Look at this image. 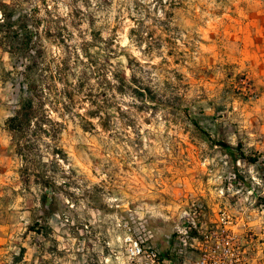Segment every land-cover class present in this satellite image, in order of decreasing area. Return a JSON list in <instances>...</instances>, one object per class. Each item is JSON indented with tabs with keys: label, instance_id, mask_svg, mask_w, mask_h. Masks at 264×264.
<instances>
[{
	"label": "rangeland",
	"instance_id": "obj_1",
	"mask_svg": "<svg viewBox=\"0 0 264 264\" xmlns=\"http://www.w3.org/2000/svg\"><path fill=\"white\" fill-rule=\"evenodd\" d=\"M1 1L16 6L15 17L27 15L37 32L38 73L47 81L54 76L52 90L45 89L59 109L51 116L61 122L56 143L64 154L27 169L16 154L4 121L17 108L22 66L0 46V249L5 234H11L6 210L24 205L25 193L38 208L31 211L22 239L34 234L45 241L32 239L38 256L30 255L32 245H21L18 256L9 252L10 264H101L102 259L121 264L124 225L142 235L135 233L131 214L149 208L170 217L144 215L161 254L176 250L177 233L192 218L210 225L224 212L248 254L264 264L263 171L240 159L235 176L231 158L216 142L240 144L264 160V0H127L131 8L125 0ZM122 9L134 13L126 17L131 27L123 30ZM92 29L102 40L93 41ZM134 37L151 42L139 59L132 58L138 66L144 63L150 77L143 86L149 88L143 96L150 100V114L135 106V119L116 101L124 90L114 89L108 79L118 63H132L123 49L125 41L137 49ZM64 169L84 182V196L68 191L80 185L69 182ZM58 175L65 184L56 183ZM42 176L50 177L54 195L45 203ZM84 200L81 219L75 209ZM56 216L64 224L59 233ZM93 218L99 227L89 223ZM115 225L114 244L108 233Z\"/></svg>",
	"mask_w": 264,
	"mask_h": 264
},
{
	"label": "trees",
	"instance_id": "obj_2",
	"mask_svg": "<svg viewBox=\"0 0 264 264\" xmlns=\"http://www.w3.org/2000/svg\"><path fill=\"white\" fill-rule=\"evenodd\" d=\"M160 4H163L162 1ZM14 7L16 6L13 3L0 0V46L6 48L22 66L17 108L12 115L5 119L4 125L11 134L16 154L27 169L30 165H45L49 159L61 160L64 158V154L62 148L56 143L61 132V122L54 120L51 116L52 111L58 114L59 109L51 103L45 89L52 90L54 76H51L47 81L42 77V74L38 73L42 47L38 43L37 32L29 25L27 15L15 17ZM89 24L93 26V22ZM89 35L93 41L102 40L100 32L94 29L90 31ZM138 41L142 42V37H139ZM84 52L87 54V49L84 48ZM82 74L84 77H80V80L85 78L86 70ZM122 75L120 71H112L113 78L118 81ZM116 89L120 92L123 91L120 87H116ZM146 90L149 88H137L133 90V93L142 97ZM59 114L63 117V113ZM192 124L199 131L205 132L197 121L192 120ZM216 142L231 158L235 176H240L236 172V162L240 159L250 164H259L264 175V160H260L258 155L245 153L240 144L233 146L225 141ZM42 146L44 149L40 150L39 148ZM43 155L46 156V160L43 159ZM49 178V176L41 177L43 187L47 188L41 194L43 203L47 202V199L54 198V195L50 193ZM169 262L173 263V258Z\"/></svg>",
	"mask_w": 264,
	"mask_h": 264
},
{
	"label": "clouds",
	"instance_id": "obj_3",
	"mask_svg": "<svg viewBox=\"0 0 264 264\" xmlns=\"http://www.w3.org/2000/svg\"><path fill=\"white\" fill-rule=\"evenodd\" d=\"M125 7L131 8V4L129 2H127V0H125ZM114 7H121L120 4H116ZM134 13L131 12H124L122 9V14L120 17V27L123 30L126 27H131L130 24L126 23V17L128 15H133ZM115 15V12L112 13V16ZM137 19H143V16H137ZM158 20H163L164 17L163 15H160L157 17ZM150 23V21H149ZM111 29H108V32L110 33ZM146 31L145 30V35H146ZM107 39V36L105 37ZM134 41H136V38H133ZM119 42V41H118ZM137 42V49L134 51L132 48V44H129L127 41H125L126 47L123 49V55L124 56H128L129 60H132L131 64H128L127 62H123V63H118L113 69L112 71H120L122 72V77L118 80L116 79H112V72L110 71L108 73V79L111 81V85L113 86V88L115 89L116 87H120L124 90V95L123 96H116V101H119V106L124 109L125 111H127L130 115L133 116V118L135 119V106H145V112L142 115H149L150 113L147 110V105L149 104L150 100L149 98H147L146 96H142L139 99H137V96L133 94V90L137 89V88H142L143 86L148 84V80L150 79L149 75H148V69L145 68L144 63H141L139 66L135 63V60H133V57H136L137 59H139V52H143L144 51V47L143 45L145 44H149L151 42L145 40L142 43L139 41ZM118 51H120L118 49ZM149 55H151V53H149ZM123 58L121 57V60ZM151 62H155V61H151ZM154 75V74H153ZM114 95L113 93H110V96ZM125 103L127 104V108H124ZM101 115H103V113H101ZM233 143H235V141L233 140ZM53 146H55V144H53ZM62 175H67L69 182L71 181H76V183H78L80 185L79 188L77 187H72L70 189H68V191L75 193L76 197H82L84 196L85 192H86V188H85V184L82 180H79L77 177H72L70 173L66 172V169H64V171L61 173ZM253 179H255V177H253ZM56 183L57 184H65V180L64 179H60L59 175L56 178ZM257 184H259L260 182L257 180L256 181ZM91 185H88V188H90ZM25 201L26 203L24 205H20L19 207L16 204H11L10 207L6 210L9 217H10V222H11V234H5L4 237V241H3V248L0 249V264H10L11 261V257H9L8 253L11 252L13 256H18L19 255V250H20V246L21 245H32V239H36L37 241L40 242V244H45V241L43 240L42 237H34L33 236L25 241L22 239L23 236V230L25 228V226L27 224H29L31 221L29 219L30 213L31 211H34L38 208V205H36L35 203H33L31 201V197L29 196V194L25 193ZM14 199V198H13ZM61 200L63 201L64 204L68 205V201L62 196ZM106 202H107V198H105ZM87 201L84 200L81 202V206L80 208H76L75 211L77 213L80 214L81 219L84 218V204H86ZM69 209L71 210L74 206L73 205H68ZM23 208L24 211H21L20 209ZM146 214H150L149 215V219H153L154 217H162L164 220L170 219V217H166L163 216V209H159L157 211H153L152 209H147L146 212H134L131 214V224L133 225L134 229H135V233H141L143 232V239L145 240H150L153 239V236L156 235V233L154 232H148L145 231V225L148 223V221H146L144 219V215ZM186 215V214H185ZM111 220H115V217H111ZM54 221L59 223V226L56 227V232L59 233L61 231V229L64 227L63 222H60V217L56 216L54 217ZM51 223V222H50ZM89 223L99 227V222H98V218H93L92 220L89 221ZM55 226V225H54ZM127 225H124V228L127 229ZM117 229H119V225H115L113 228V231L108 233V235L110 237H112L113 239V243L115 244V240L117 238L116 236V232ZM180 230V229H177ZM125 235H127V233H124ZM58 238V236H57ZM127 247L135 254L138 253V249H136L132 242L129 240ZM40 253V249H38L35 245H32L30 247V255L31 254H35V255H39ZM48 259H51V257H49ZM117 259H119V257H117ZM128 260L131 259H135V255L133 256H129L127 257ZM20 264H23V261L20 262ZM101 264H103V259L101 261ZM121 264H125V261L121 260ZM192 264H197L196 261H193Z\"/></svg>",
	"mask_w": 264,
	"mask_h": 264
},
{
	"label": "built area",
	"instance_id": "obj_4",
	"mask_svg": "<svg viewBox=\"0 0 264 264\" xmlns=\"http://www.w3.org/2000/svg\"><path fill=\"white\" fill-rule=\"evenodd\" d=\"M199 221L192 218L177 233V248L172 253L161 254L152 239L133 235L126 223L127 235L123 237L125 264H260L248 254L247 247L232 227V221L224 212L218 213L214 220ZM145 231L152 232L145 227ZM129 240L138 249L133 253L128 247ZM135 255V259L127 257ZM173 258V263L169 262Z\"/></svg>",
	"mask_w": 264,
	"mask_h": 264
}]
</instances>
